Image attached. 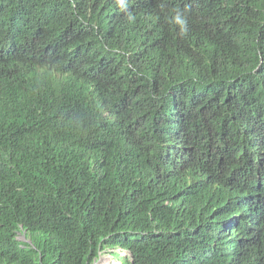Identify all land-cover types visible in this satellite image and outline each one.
<instances>
[{
    "label": "trees",
    "instance_id": "obj_1",
    "mask_svg": "<svg viewBox=\"0 0 264 264\" xmlns=\"http://www.w3.org/2000/svg\"><path fill=\"white\" fill-rule=\"evenodd\" d=\"M115 248L264 264V0H0V264Z\"/></svg>",
    "mask_w": 264,
    "mask_h": 264
},
{
    "label": "clouds",
    "instance_id": "obj_2",
    "mask_svg": "<svg viewBox=\"0 0 264 264\" xmlns=\"http://www.w3.org/2000/svg\"><path fill=\"white\" fill-rule=\"evenodd\" d=\"M183 126L182 122H177V127L175 128V130L170 134L169 138L172 142L175 141L176 139V136L178 134V132L181 130V127ZM177 129V130H176ZM157 148H155L156 150ZM186 151L184 150L183 146H179V144L174 147V145L171 146V149H165V148H162L160 150V155H161V159H160V166H165V165H173L175 168H174V171H176V173L178 174H184L186 173L187 171V166L183 165L184 161L182 159V157L184 155H186ZM202 173L200 172L199 170V167L196 166V169H195V177L199 180V179H202L204 181H209L210 180V177L206 176L204 173L203 175H201ZM201 176V177H200ZM218 184H221V183H217V188H218ZM221 187H224L223 184H221ZM26 231L25 230H22L20 232V240L22 242H26V243H31V239L27 237L26 235ZM107 252L108 255H111L113 257V260L114 262L116 263V258L113 256L112 253H115V252H118L120 253V255L122 256L123 254L125 255L126 257V264H128V261L132 259V255L129 251L127 250H123L121 248H115V249H104V250H99V254L97 256V258L95 259V262L98 258H100V255L102 252ZM60 253V252H59ZM120 261V260H118ZM95 262L93 264H95Z\"/></svg>",
    "mask_w": 264,
    "mask_h": 264
},
{
    "label": "rangeland",
    "instance_id": "obj_3",
    "mask_svg": "<svg viewBox=\"0 0 264 264\" xmlns=\"http://www.w3.org/2000/svg\"><path fill=\"white\" fill-rule=\"evenodd\" d=\"M112 254L117 260L116 263L114 262L113 257L104 251L101 253L100 258L96 260L95 264H126V257L124 254L122 256L118 252Z\"/></svg>",
    "mask_w": 264,
    "mask_h": 264
},
{
    "label": "bare ground",
    "instance_id": "obj_4",
    "mask_svg": "<svg viewBox=\"0 0 264 264\" xmlns=\"http://www.w3.org/2000/svg\"><path fill=\"white\" fill-rule=\"evenodd\" d=\"M33 263V262H32Z\"/></svg>",
    "mask_w": 264,
    "mask_h": 264
}]
</instances>
